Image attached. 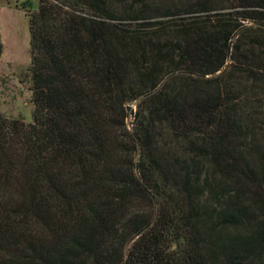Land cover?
Returning a JSON list of instances; mask_svg holds the SVG:
<instances>
[{
	"label": "trees",
	"instance_id": "trees-1",
	"mask_svg": "<svg viewBox=\"0 0 264 264\" xmlns=\"http://www.w3.org/2000/svg\"><path fill=\"white\" fill-rule=\"evenodd\" d=\"M176 1L131 26L38 0L33 123L0 116V264H264V0Z\"/></svg>",
	"mask_w": 264,
	"mask_h": 264
},
{
	"label": "rangeland",
	"instance_id": "rangeland-1",
	"mask_svg": "<svg viewBox=\"0 0 264 264\" xmlns=\"http://www.w3.org/2000/svg\"><path fill=\"white\" fill-rule=\"evenodd\" d=\"M28 2L31 3L28 6L30 12L27 11L28 8H24V4ZM161 3L162 0H108L105 10L109 16H105L104 20L118 25L132 26L159 20L152 17L163 13L165 7L180 5L179 1L168 3L167 6H162ZM150 5H153L155 10L147 11ZM37 9L38 0H0V116L8 119L20 118L26 124L33 123L34 113L29 14ZM136 16H146L150 19H134L133 17ZM248 26L259 27L252 24ZM230 63L229 60L227 65ZM220 77V72L213 76V78ZM253 87V93L257 96L243 104L245 108L252 109L262 103V98L258 96L262 92V85L257 84ZM129 105L136 111L137 101ZM133 115L131 114L130 122Z\"/></svg>",
	"mask_w": 264,
	"mask_h": 264
},
{
	"label": "water",
	"instance_id": "water-1",
	"mask_svg": "<svg viewBox=\"0 0 264 264\" xmlns=\"http://www.w3.org/2000/svg\"><path fill=\"white\" fill-rule=\"evenodd\" d=\"M127 110L133 115L135 114V110L132 109L131 105L127 107Z\"/></svg>",
	"mask_w": 264,
	"mask_h": 264
}]
</instances>
